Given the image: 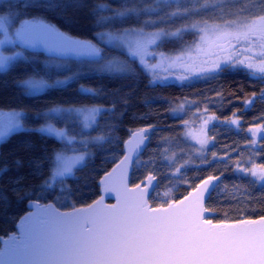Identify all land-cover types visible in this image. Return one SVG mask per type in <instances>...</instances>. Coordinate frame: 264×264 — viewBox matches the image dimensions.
Segmentation results:
<instances>
[{"label": "snow or ice", "instance_id": "1", "mask_svg": "<svg viewBox=\"0 0 264 264\" xmlns=\"http://www.w3.org/2000/svg\"><path fill=\"white\" fill-rule=\"evenodd\" d=\"M84 11L92 17L97 29L94 36L103 47L92 40L72 38L45 15L63 18L69 12ZM187 34L196 35L198 39L185 42ZM0 37V73L6 74L19 64L30 63V70H25L14 83L24 94L33 97L49 90H65L75 83L79 95L99 98L104 94L103 89L81 81L90 76L134 79L140 74L137 65L155 77L150 79V84L157 86H160L159 81L169 78L178 80L182 86H191L185 82H207L226 71L243 72L249 79L264 84V0H91V3L89 0H0ZM168 42L180 44V55L162 69L166 74L161 75L156 69L162 65L150 63L149 57L157 54L153 48L158 49ZM39 51L48 54L42 67H38L40 61L34 55ZM193 52L198 56L203 54L205 59L199 63L191 60ZM185 54L190 62L182 59ZM160 55L163 58V54ZM77 61L81 63H75ZM173 66L181 71L178 74L172 71ZM258 100L264 102V89L258 95L254 92L252 98L244 102L246 108L250 110ZM184 103L196 105L195 101L185 100L181 109ZM117 104L126 106L127 100L118 98L109 108L57 104L34 114L35 119L44 121L36 127H26L22 111H13L0 122V142L20 132H35L61 143L60 151L44 158L49 168L48 178L31 190V196L49 189L54 180H63L72 174L76 165L91 156L90 147L103 148L112 143L111 132L93 136L92 132L84 130L100 131L99 119L106 113H116ZM257 120L264 121V114ZM52 121L65 127L58 128ZM209 121L236 128L242 123L237 113L225 121L208 116L203 121L204 126ZM77 127L79 131L74 133ZM103 127L111 129L113 126ZM153 131L154 126H150L130 133L135 138L134 145L131 140L119 141L125 145V154L117 165L120 176L113 180L117 170L113 169L104 181L106 191L123 189L117 205H104L101 198L94 205L73 208L69 213L34 201L37 211L28 215L21 234L2 242L0 264H264V216L216 223L204 218L209 210L204 207L203 194L207 193V198L211 199V192L225 174L223 170L219 174L193 177L199 183L192 185L189 196L178 203L166 200L167 207L154 208L148 203V188L154 187L157 179L151 173L135 185V194L129 192L124 184L126 173L139 159L141 145L149 140ZM247 132L252 136L249 145L257 146V137L264 140V123H254ZM168 139L163 138L165 143ZM75 145L83 150L81 154H64L65 149L78 151ZM198 145L195 158L199 164L189 158L175 168V174L184 183H188L183 175L185 171L203 172L222 162L231 163L234 173L251 177L252 183L264 188V163H256L253 155L232 160L226 148L223 156L211 152L209 159V138L206 135L199 138ZM211 146H216L215 137L211 138ZM260 152L264 149L254 155L264 159ZM172 160L175 162V155ZM15 163L23 166L22 160ZM32 163L37 170L44 166L39 161ZM13 184L17 190L26 188L19 178H14ZM48 194L54 195V192ZM6 195L0 189V201ZM23 195L29 198L27 190ZM260 198L264 199V195ZM185 201L190 202L185 204Z\"/></svg>", "mask_w": 264, "mask_h": 264}, {"label": "trees", "instance_id": "2", "mask_svg": "<svg viewBox=\"0 0 264 264\" xmlns=\"http://www.w3.org/2000/svg\"><path fill=\"white\" fill-rule=\"evenodd\" d=\"M89 2L91 3V0ZM45 15L64 33L97 43L94 36L97 29L94 28L93 19L87 11L69 12L63 18L53 14ZM197 39L198 37L193 34H187L184 37L185 42ZM97 46L103 47L99 43ZM179 49V43L168 42L157 50L174 54L179 52ZM25 55H28L27 51ZM34 55L40 61L38 67H42L48 54L39 51ZM30 67V63L19 64L15 70L6 74L0 73V111H22L26 127L43 124L44 121L35 119L34 114L57 104L78 106L88 104L109 108L113 101L120 98L127 100V105L117 104L116 107L119 110L116 113H106L103 119L98 118L102 126L100 131L84 130L92 132L93 136L111 132L114 136L112 143L105 144L103 148L90 147L91 156L86 158L72 175L64 177L63 180H56L49 189L43 193L38 192L36 196H31V190L42 185L49 175V168L44 158L52 157L54 152L60 151L61 143L55 138H46L35 132H20L0 142V189L7 193L0 201V237L8 236L16 231L17 221L28 211V204L31 201L51 202L62 210L86 206L95 201L100 196V179L124 154V144H120L119 141L126 142L130 133L150 126H154V131L149 134V142L145 151L134 163L131 184H139L150 173L155 175L158 183L150 197L153 206L167 205L166 200L171 202L183 198L192 190V185L199 183L192 179L193 177L219 174L223 170L225 174L222 181L206 204L207 209L214 213L210 219L218 222L244 218L256 219L264 216V199L260 198L264 195V188L252 183L253 178L241 177L238 173H234L231 163L225 165L219 162L213 168L203 172L185 171L183 175L188 183H184L178 178V174H175V168L186 159L191 158L196 164L200 162L195 158L196 145L185 137V126L182 125L185 121L188 122L189 115H192L195 110L204 111L205 108L209 116L214 115L220 121L233 118V113L240 115L242 120L240 128L216 121L207 124L208 136L215 137L216 141L215 147L211 145L208 147L209 159H211V152L223 156L227 148L232 160L247 159L253 155L256 163H264V159L254 155L259 149H264V140L258 137L257 146H250L249 141L252 136L247 132V129L254 123H264L262 120H257V117L264 114V102L258 100L250 110L244 103L252 98L254 92L258 95L259 91L264 89V84L249 79L248 75L243 72L226 71L207 82H185L191 86H182L179 81L160 82L158 83L160 86H157V84H150V75L143 71L142 66L137 65V72L140 74L134 79L90 76L86 81L82 80L81 83H87L96 89H103L104 94L99 98L79 95L75 83L65 90H49L33 97L24 94L23 90L14 83V80L25 70H30ZM113 93L118 95H113ZM185 100L195 101L196 105L186 107L187 112L184 115H178L173 110L178 109ZM52 123L58 128L65 127L56 121ZM106 124H111L113 127L104 129L103 126ZM78 131L77 127L74 133ZM165 137L169 138L167 143L163 140ZM75 148L78 151L65 149L64 153L71 156L82 153L83 150L79 149V145H75ZM181 152H185L186 155L181 156ZM174 155L175 162L172 160ZM260 157H264V152H260ZM17 160L23 161L22 167L16 165ZM33 161H39L44 166L37 170ZM14 178H19L26 188L15 189ZM25 190L29 192L27 199L23 195ZM49 192H54V195H49ZM164 193H167V196Z\"/></svg>", "mask_w": 264, "mask_h": 264}, {"label": "water", "instance_id": "3", "mask_svg": "<svg viewBox=\"0 0 264 264\" xmlns=\"http://www.w3.org/2000/svg\"><path fill=\"white\" fill-rule=\"evenodd\" d=\"M67 34V33H66ZM72 37V36H71ZM72 38H75V37H72ZM139 130H136V131H134V132H138ZM132 141V144L134 145L135 144V138L134 137H132L131 135H130V137L126 140V142L127 141ZM148 142H149V140H147V141H145V144L144 145H141V148H140V152H141V154H140V156L143 154V152L145 151V149H146V147H147V145H148ZM124 149H125V145H124ZM124 154H125V152H124ZM123 154V155H124ZM139 156V157H140ZM121 159H123V156H122V158ZM120 159V160H121ZM120 160L107 172V173H105L103 176H102V178L100 179V181H99V186H100V196H99V198H97L95 201H93L92 203H90V204H88V205H86V206H81V207H76V208H87V206H89V205H94L95 204V202L96 201H99V200H101V198H103V200H102V203L104 204V205H117L118 204V198L121 196V193L123 192V189H121V192H116V191H106V186H105V183H104V181H105V177H107V175H108V173H112L113 172V169H117V165L120 163ZM137 161V160H136ZM134 166V165H133ZM133 166L132 167H130L129 169H128V171H127V173H126V176H125V179H124V184L126 185V187H127V189L129 190V192L131 193V194H135V192L137 191L136 189H135V185H132L131 184V177H132V172H133ZM119 176H120V169H117L116 170V172L113 174V177H112V179L113 180H118V178H119ZM157 178V177H156ZM141 183V182H140ZM139 183V184H140ZM157 183H158V179H156V181L154 182V187H152V186H150L149 188H148V195H147V200H148V203L152 206V207H159V206H153L152 204H151V202H150V197H151V195L153 194V192L155 191V189H156V186H157ZM141 189L143 190L144 189V185L143 184H141ZM215 191V190H214ZM214 191H212L211 192V195H212V193L214 192ZM192 192V190H190L189 192H188V194H186L183 198H181V199H179V200H177V201H175V202H179V201H183L184 200V198L185 197H188L189 196V194ZM204 195V201H203V204H204V207L207 209V206H206V204H207V201H208V198H207V196H208V194L207 193H204L203 194ZM195 196V193H193V197ZM33 202L34 201H31V202H29V204H28V211L23 215V216H21L20 218H19V220L17 221V224H16V231L15 232H13V233H10L8 236H2V237H0V249H3V247H4V245H3V241L4 240H8L9 239V237L10 236H12V235H19V234H21V232H22V230H23V228H24V226H25V221H26V218L28 217V215L30 214V213H34V212H36L37 211V209L36 208H34L33 207ZM38 202V201H37ZM171 202H174V201H171ZM190 201H185V204H187V203H189ZM41 205H50V206H53V208H54V210H57V211H59V212H71L72 211V209H70V210H62V209H60V208H58L54 203H41V202H39ZM164 207H167V205H163ZM212 216H214V213L213 212H211V211H209V212H206V213H204V218L205 219H210ZM213 221V220H212ZM213 223H216V222H214L213 221Z\"/></svg>", "mask_w": 264, "mask_h": 264}, {"label": "rangeland", "instance_id": "4", "mask_svg": "<svg viewBox=\"0 0 264 264\" xmlns=\"http://www.w3.org/2000/svg\"><path fill=\"white\" fill-rule=\"evenodd\" d=\"M2 38V37H0ZM16 51H19L20 49H15ZM154 51H156V55L155 56H152V57H149V62L150 63H153V64H156V63H160L162 65L161 68H157L156 71L157 72H160L161 75H165L166 73H164L162 71L163 68H167L169 67V65L171 64V61L172 60H175L177 56L180 55V52H177V53H174V54H167V53H162V52H159L156 48H153ZM5 54H11L10 52H6ZM160 54H163V58ZM182 59L185 61V62H190V58L187 54H185ZM205 59V57L203 56V54H200L199 56L195 54V52H193L192 56H191V60H195L197 63H199L201 60ZM177 63H179V61H177ZM172 71H175L177 74L181 71L180 68L178 67H175L173 66L171 68ZM150 75V74H149ZM151 79H155V77H152L150 76ZM171 81H178L174 78H169L167 79L166 81H159L158 83H163V82H171ZM181 105V104H180ZM180 105L178 107V109H176L175 113H177L178 115H184L186 112H187V108L188 105L187 103H184L183 104V108L181 109L180 108ZM103 108V107H102ZM11 112L13 111H0V122H3L8 114H10ZM200 113V115H197V113ZM208 114L204 113V111H194V113L191 115H189V120H188V123L187 125L185 126V131H184V134H185V137L190 141V142H193L195 145H196V148L199 147L198 145V139L199 138H203L204 135H206L208 138H209V146L211 145V138L208 136L207 134V131H206V127L207 126H204L203 124V121L204 120H207L208 118ZM211 121H209L210 123ZM87 131H89L90 129H85ZM257 139V142H258V137L256 138ZM208 146V147H209ZM65 154V153H64ZM67 156H71V155H68V154H65ZM81 164H78L74 167L73 169V172L74 170L81 166ZM72 172V174H73ZM70 174V175H72ZM58 180V179H56ZM56 180L53 181L56 182Z\"/></svg>", "mask_w": 264, "mask_h": 264}]
</instances>
